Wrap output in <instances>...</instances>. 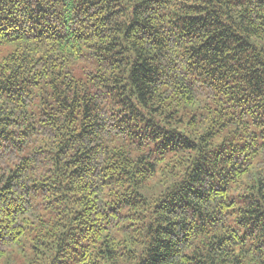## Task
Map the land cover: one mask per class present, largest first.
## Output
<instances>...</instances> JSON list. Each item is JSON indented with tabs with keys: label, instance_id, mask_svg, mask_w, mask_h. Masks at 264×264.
Returning a JSON list of instances; mask_svg holds the SVG:
<instances>
[{
	"label": "trees",
	"instance_id": "16d2710c",
	"mask_svg": "<svg viewBox=\"0 0 264 264\" xmlns=\"http://www.w3.org/2000/svg\"><path fill=\"white\" fill-rule=\"evenodd\" d=\"M0 46V259L264 264V0H0Z\"/></svg>",
	"mask_w": 264,
	"mask_h": 264
},
{
	"label": "rangeland",
	"instance_id": "374dc122",
	"mask_svg": "<svg viewBox=\"0 0 264 264\" xmlns=\"http://www.w3.org/2000/svg\"><path fill=\"white\" fill-rule=\"evenodd\" d=\"M5 54L3 47L0 46V58ZM75 72L78 77L83 76L84 67L80 69L75 67ZM34 248L28 236L23 237L20 243L13 246L10 251L0 259V264H33Z\"/></svg>",
	"mask_w": 264,
	"mask_h": 264
}]
</instances>
